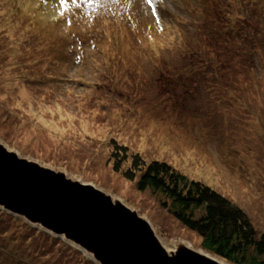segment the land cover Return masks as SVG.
<instances>
[{"label": "rangeland", "instance_id": "obj_1", "mask_svg": "<svg viewBox=\"0 0 264 264\" xmlns=\"http://www.w3.org/2000/svg\"><path fill=\"white\" fill-rule=\"evenodd\" d=\"M197 4L201 16L213 7L214 36L200 28L189 37L177 25L184 13H172L197 16ZM163 6L157 21L152 8ZM191 50L194 76H209L201 93H186L199 87L178 67ZM0 140L124 200L171 247L204 249L163 196L125 175L130 162L115 170L112 141L218 190L262 235L264 0H0ZM0 208L11 214L0 222V264H98Z\"/></svg>", "mask_w": 264, "mask_h": 264}, {"label": "water", "instance_id": "obj_2", "mask_svg": "<svg viewBox=\"0 0 264 264\" xmlns=\"http://www.w3.org/2000/svg\"><path fill=\"white\" fill-rule=\"evenodd\" d=\"M61 172L0 140V206L64 237L98 264H226L185 244L169 251L149 220Z\"/></svg>", "mask_w": 264, "mask_h": 264}, {"label": "trees", "instance_id": "obj_3", "mask_svg": "<svg viewBox=\"0 0 264 264\" xmlns=\"http://www.w3.org/2000/svg\"><path fill=\"white\" fill-rule=\"evenodd\" d=\"M253 4L248 6L250 10L248 16L251 19L256 8ZM200 11L201 8L197 4L200 20L191 14L189 17L185 11L172 14L176 16L184 13L176 22L183 34L192 37L197 34L194 32L195 29L210 28L209 33L214 36L215 29L212 28L211 20L213 7L206 11L208 14L204 15V21H202ZM181 20H184L183 24L180 22ZM237 33L239 34V31ZM249 43L250 47L255 46L251 40ZM192 50L186 59L185 55L184 57L181 56L178 67H183L182 72L188 79L187 83L190 85L197 83L199 87V89H187L186 93H201L204 91V83L209 76L204 73L194 76L193 71L196 67H194L193 62L198 51L192 52ZM190 57L193 61L188 64L187 59ZM226 57H230V55L226 54ZM232 62L234 63L233 59ZM240 65L242 66V63ZM111 147L112 158L115 160V170L122 171L124 169L123 164L130 162L131 165L124 169L125 175L131 179H136L139 176L137 184L140 190L150 189L163 196L173 215L186 227L200 235L202 247L205 250L213 252L233 264H264V233L260 235L258 228L250 221L248 214L238 203L204 182L189 179L167 161L159 159L148 161L141 153L130 150L127 145L116 140L112 141ZM8 214L6 210L0 208L1 223L4 221V217L7 219ZM66 245L68 244L66 243ZM24 253L26 254V252Z\"/></svg>", "mask_w": 264, "mask_h": 264}, {"label": "bare ground", "instance_id": "obj_4", "mask_svg": "<svg viewBox=\"0 0 264 264\" xmlns=\"http://www.w3.org/2000/svg\"><path fill=\"white\" fill-rule=\"evenodd\" d=\"M210 2H211V1H210ZM211 3H212V2H211ZM170 6H171V4H169V8H170ZM174 8H175V5H172V7H171L170 10L173 12ZM170 10H169V11H170ZM171 11H170V12H171ZM172 12H171V13H172ZM207 14H208V13L205 12L204 15H207ZM212 16H213V15H212ZM202 17H204V16H202ZM197 19L200 20V15H197ZM204 20H205V19H204ZM204 20H202V21H204ZM201 30H202V28H201ZM201 33H202V32H201ZM191 61H193V59H192L191 57H190L189 59H187L188 64H190ZM58 171H60V172L62 171L61 173L65 172V173H67L68 176H70V175L68 174L69 171H67V170H58ZM106 192H107V191H106ZM106 194L109 195V196L112 198V200H113L116 204H124L125 206H129L124 200H121V199H120L119 197H117L116 195H114V194H112V193H109V192H107ZM129 207H130V210H131L132 212L141 215V214L137 211L136 208H134V207H132V206H129ZM144 218H146V217H144ZM146 219H147V218H146ZM147 220H148V219H147ZM159 238H160V240L162 241L163 245H164L169 251H171V250H175L176 248L178 249V248L180 247V245L185 244V245H187V246H190V247L196 249V250L199 251V252H202V253H204V254H207V255H209V256H211V257H215L212 253H209V252H207V251L204 250V249L196 248L192 243H190V242H188V241L176 240V241H174V242L171 243V245L173 246V247H171V246L169 245V243H167L166 241L162 240L161 237H159ZM90 256H92V255L90 254ZM215 258H217V259L223 261L222 258H220V257H219V258H218V257H215ZM223 262L227 263L226 260L223 261ZM227 264H230V263H227Z\"/></svg>", "mask_w": 264, "mask_h": 264}, {"label": "snow or ice", "instance_id": "obj_5", "mask_svg": "<svg viewBox=\"0 0 264 264\" xmlns=\"http://www.w3.org/2000/svg\"><path fill=\"white\" fill-rule=\"evenodd\" d=\"M149 2L151 3V0H149Z\"/></svg>", "mask_w": 264, "mask_h": 264}]
</instances>
